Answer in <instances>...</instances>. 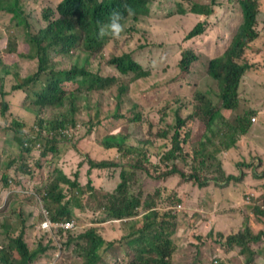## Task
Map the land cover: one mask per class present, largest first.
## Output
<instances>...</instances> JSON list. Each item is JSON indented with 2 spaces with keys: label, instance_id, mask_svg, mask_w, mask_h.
<instances>
[{
  "label": "trees",
  "instance_id": "16d2710c",
  "mask_svg": "<svg viewBox=\"0 0 264 264\" xmlns=\"http://www.w3.org/2000/svg\"><path fill=\"white\" fill-rule=\"evenodd\" d=\"M167 1L7 0L4 4V0H0V25L3 26V31L0 30V40L3 39L0 44V120L8 122L7 130L13 133L18 149L7 151L0 147V231L5 232L6 239L15 222L14 197L7 205L2 204L5 192L20 180L19 155L25 167L34 174L46 175L48 181L39 189L49 195H57L64 187L100 193L106 199V202L102 201V209L112 224L133 218L124 227L125 235L121 237L109 232L107 238L104 237L101 234L103 226L99 225L94 226L95 230L88 229L77 236L74 234L76 229L66 224L72 219L77 196L74 194L70 204L60 203L47 212L53 227L39 230L31 222L36 232L47 240H39L30 246L31 241L26 240L23 229L16 236L9 237L7 246L0 240V263L33 264L39 255L47 257L56 252L57 247L73 246L83 264H102V260L105 264H175V245L170 234L180 229L178 226L182 220L172 205L174 202L184 203V198L175 190L177 185L164 181L154 200L152 192L144 197L141 192L134 194L130 189L139 170L149 173L146 165L134 158L146 153L144 148L149 147L151 138L171 136L172 147L163 153L157 164V171L162 173L159 177L166 176L174 182L193 180L199 187H207L214 181L220 185L243 183L244 187L239 190L243 198L250 191L245 183L244 166L249 167L254 178L260 181L254 183L259 194L254 196L253 203L243 202L229 210L220 208L223 210L219 211L220 215L228 213L229 222L232 215L240 217L241 214L244 218L240 226H230L229 235L225 233L222 221L218 229L216 213L209 222L210 217L205 214V210H209L207 202L203 203L202 210L189 218L188 230L196 232L203 225L200 232H207L196 244L197 255H193L189 264L202 263L200 259L205 255L207 235L228 250L238 249L236 257L243 256L246 264H264V258L261 259L264 250V157L250 154L249 161L237 160L241 172L232 167L225 172L223 166L226 161L229 163V159L224 163L218 158L223 147L234 153L240 150L245 143L244 136L254 123L251 117L259 115V109L251 107L237 112L235 121H230L223 110H239L243 80L256 66L247 56L248 48L260 37V52L264 53V19L259 22V16H264V7L260 0H240L242 22L229 48L218 56L205 53L209 58L208 73L219 82L216 95L222 103L218 106L206 93L199 92L200 104L190 118L201 117L190 123L187 122L189 116L184 118L180 106L176 105L180 98L174 102L170 98L182 91L183 80L198 60V49L181 41L175 65L180 76L170 86L163 80L162 83L142 86L141 80L149 77L151 70L136 60L131 52L112 56L106 64V48L113 38L97 36L98 25L106 24L113 11L120 12L121 23L129 17L134 21L143 18L149 26L152 25L150 20L175 22L186 15L191 17L192 25L196 24L185 39L205 32L200 14H209L210 6H191L186 4L191 0H175V7L169 9ZM4 11L11 13L10 18L3 16ZM20 27L33 45V53L17 50L16 29ZM187 28V23L182 22L176 31L183 33ZM11 53L16 56L13 65L6 61V55ZM63 62L66 64L61 65ZM128 74H133V82L122 76ZM113 85L117 91L116 104L113 113L106 114L103 103L96 100L109 97ZM132 92H137V96L131 97ZM27 100L31 102L29 108H26ZM158 108L162 115L174 111L169 124H163L161 116L154 117L153 112L158 114ZM83 111L88 121L80 116ZM89 126H92L91 137L97 143L116 150V160L98 159L85 151L89 133L84 135L89 132ZM81 129L82 133L77 135ZM183 144L190 147L193 156L192 159L185 158L183 166H179L177 160L184 154ZM78 154L84 157L80 158ZM28 155L34 156V161L29 162ZM210 165H215V169L211 170ZM94 168L119 169V180L114 186H105L94 179ZM207 173L212 175H204ZM95 197L92 194L94 202L97 201ZM235 197L236 192L231 190L221 195L222 201L227 202ZM248 204H253L252 212L244 209L243 206ZM146 207L148 212L142 215ZM182 211L189 213L185 209ZM60 232L67 233L68 237L58 239ZM225 234L228 235L226 240ZM199 235L197 233L196 237ZM101 245H106L102 256L99 253ZM230 263L222 259L211 264Z\"/></svg>",
  "mask_w": 264,
  "mask_h": 264
},
{
  "label": "rangeland",
  "instance_id": "374dc122",
  "mask_svg": "<svg viewBox=\"0 0 264 264\" xmlns=\"http://www.w3.org/2000/svg\"><path fill=\"white\" fill-rule=\"evenodd\" d=\"M199 1L202 2V5H213L212 0ZM260 2L264 7V0H260ZM167 3L169 9L174 8L176 5L175 0H168ZM202 5H200V7ZM213 10L214 12L212 17H210L209 27L205 33L190 39L184 38L186 35L185 33L176 31L175 22L155 20L152 22V25L149 26L143 18L139 21H134L131 17H129L122 29V32H120L118 37L113 38L111 43L106 48V64H108V60L112 56L120 55L123 52H131L136 60L143 63L151 70L149 77L143 78L141 80L143 82L142 86L158 82L162 83V80L170 86L173 80L177 76H180L175 67L177 57L181 51L180 42L182 41V43L186 46L195 47L198 49L196 52L198 55V60L194 62L192 68L187 73V78L183 80V84L180 86L182 87V91H180L176 97L170 98V100L174 102L177 98H180V101L176 103L177 106H180V114L184 118L189 116L190 121L187 120V122H197L201 116L197 115L196 118L192 120L190 115L196 111L197 106L200 104L197 99L199 92L206 93L207 96L211 97L218 106L222 103L216 95V90L219 88V82L213 79L208 73L209 58L206 54L215 56L223 53L230 43L232 34L241 22V13L236 0H230L224 6H221L218 9L216 8V5H214ZM3 16H5V14H3ZM262 19H264V16L260 15L259 22ZM262 27V32L264 33V22ZM0 30L3 31L2 25H0ZM16 34L18 50L28 51L29 53L33 51V45L26 39L21 27L16 29ZM165 41L168 43L165 44ZM0 44H3V39L0 40ZM261 44L262 39L260 37L257 43L252 44L248 49L247 56L249 57V60L252 59L255 62L256 66L246 74L247 77H245L243 80V86L241 88V105L239 110H223V113L230 121H235V118L238 116L237 112L244 111L245 109H249L251 107L259 109L257 120L254 121L252 127L243 138L245 145L242 146L241 150L237 151L238 156H236L233 151V154L231 155L230 149L226 147H223L221 152L218 153L219 160L225 163V160L228 158L229 163L231 164L230 165L226 161V164L223 166L225 172L230 170L231 167L237 172H240L241 169H239L237 166V160L244 159L245 161H249L250 154L252 153L264 157V53L260 52ZM15 59V54H10L7 56V62L10 64H13ZM65 64L66 63L64 62L61 63V65ZM107 69L112 70L109 69L108 66ZM122 76H124L126 81L133 82V74ZM116 96L117 91L113 85L109 92V97H105L103 100H96V102L99 104L103 103L106 114H112L114 111L113 106L116 104ZM130 96L136 97L137 92H132ZM159 108L156 109L158 114L153 112L154 117L158 118L161 116L164 119L163 124H169L172 121L174 111L171 110L167 115H162ZM80 116L87 118L85 111H83ZM86 121H88V118ZM103 121H106V119L103 118ZM90 127L92 126H89V132L84 135L86 136L89 133L87 140H85V143L87 141L85 151L90 152L93 157L98 159L105 158L107 160H116L118 158V153L116 150L114 149V151L113 149L104 148L102 143H97L91 137ZM81 133L82 129L78 131L77 135H80ZM72 135H74V133H72ZM11 136V133L6 131V124L0 120V145H10L12 143ZM151 140L152 141L149 147L144 148L146 153L138 158H134L139 162L144 163L148 168L149 173L139 170L133 181L130 183V189L134 194H139L141 192L144 197L152 192L154 193V200L155 196L162 189L164 181L169 182L172 184V186L177 185L175 190H177L184 198V203L181 204V202H174V205L172 206L173 209L177 211V215L182 221H180L178 226L180 229L175 230V233L172 232L170 234V239L175 245V264H189L192 262L191 260L193 255H197L198 251L196 244L200 242V238L202 239V236L205 237L204 235L207 234V232H200V230L204 227L203 225L198 227L196 232L188 230L189 218H191L193 215H196L195 212H197L199 209L202 210L204 207L203 203L207 202L209 204V210H205V214L206 216L210 217L209 222H211L212 216H214V213H216L215 219L216 223L218 222V229L222 221V224L226 228L225 233L229 235L230 226H240L244 223V218L241 214L240 217L239 215L237 217L230 214L229 216L232 215V220L229 222V218L227 217L228 213L220 215L219 211H223L222 209H228L229 205L231 207L240 206L243 204V202H248L246 201L248 198L250 199L249 201L253 203L256 200L254 199V196L259 194L258 190L254 188V183H259L260 181L256 180L253 177L251 171H249L245 178L247 190L250 188L249 193L246 194V198H243V193L239 191L244 187L243 183L234 184L230 182L228 184L220 185L214 181L207 187H199L193 180H180L179 182L176 181L178 182V184H176L174 181H169L166 176L163 177L161 175L159 177V174L162 173L157 171V164L160 162L163 153L172 147L171 136L163 138H151ZM183 148L184 154L177 160V164L179 166H183L182 162L185 158L192 159L193 156V153H190V147L188 145L183 144ZM78 155L80 158L84 157L82 154ZM26 159L31 162L34 161L35 157L28 155ZM154 161L157 162L154 163ZM210 168L211 170H214L215 165H210ZM92 175L96 181L102 182V184L105 186H114L119 180V169L94 168ZM204 175L211 176L212 174L207 173ZM41 176L44 178L46 177L45 174H42ZM46 181L47 179L45 178L43 183H46ZM214 184L216 186H214ZM230 190L236 192V197L230 201V203H227V201H224V199L222 201L223 196L221 198V195L224 194V191L229 193ZM92 194H95L97 201L94 204L89 203V214L86 219L90 220L91 218H97L99 220L97 225L103 226V228H101V234H103V236L106 238L108 232L115 237H121L125 235L123 232L124 227L129 223L130 220H133V218L117 220L114 224H112L108 216L98 210L103 206L102 201L104 200V197L100 193ZM14 199L13 207L15 211V222L11 226L6 239L5 232L0 231V240L2 242L5 241L4 244L7 246L9 237L16 236L21 229L24 230L26 240L31 241L30 246L36 245L39 240H47L40 233H37L35 228L31 225V213L29 210L25 209V206H23L25 203L24 199L21 197L16 198V194ZM104 201L106 202V199ZM142 203L144 206H146L144 201H142ZM35 207L37 208V206ZM243 207H245V210L248 208L249 212L253 211V204H248L247 206ZM183 209L189 211V213L185 214L182 211ZM146 212H148L147 207L142 215H144ZM241 212L243 213L244 210L241 209ZM77 223L78 225L75 227L76 231H74V234L77 236L88 229H94V227H86V223H81L80 220ZM197 233H200L198 237H196ZM226 234L225 240L228 236ZM67 237V233L63 234L60 232L58 239L65 240ZM206 240L208 243L204 246L205 255H203V259H200L202 261L201 264H204L203 262L205 261L207 262L206 264L217 263V260L220 262L222 259L228 260L231 262L230 264H246L243 256L239 255L238 258L236 257L238 249L234 248L228 250L223 245L215 243L213 237L211 239L208 238V235L206 236ZM61 245L64 246L63 243H61ZM105 247L106 245H101L99 253L103 254ZM262 258H264V250L261 254V259ZM101 263L105 264V260H102ZM33 264H83V260H80L73 251V246H70L66 249L57 247V251L51 252L47 257L44 255H39Z\"/></svg>",
  "mask_w": 264,
  "mask_h": 264
},
{
  "label": "clouds",
  "instance_id": "9594fccd",
  "mask_svg": "<svg viewBox=\"0 0 264 264\" xmlns=\"http://www.w3.org/2000/svg\"><path fill=\"white\" fill-rule=\"evenodd\" d=\"M229 1L230 0H218V1L216 0L215 3H212L213 5H207V4L202 5V2H200L199 0H191L190 3H186V4L191 5V6L193 4H197L198 6L202 5L201 7L210 6L211 12L209 14H206V15L200 14V19L203 20V22H204L203 24L205 26V31H206L209 27L210 17H212V14L214 12L213 6L216 5V8L218 9L221 6H224ZM239 1L240 0H236L237 4L239 6V9H240L241 16H242V9L239 5ZM4 4H7V0H4ZM3 14H5V16L8 18H10V16H11V13H7L5 11ZM150 21L154 22L155 20H150ZM190 21H191L190 16L183 15L181 17V19L175 21V24H176L175 28L180 26V24L182 22H185V23H187L188 28L183 33L188 34L193 30L192 28L196 24L195 23L192 25V23ZM126 22L127 21L121 23L120 12L119 11H113L110 13L109 18H108V22L106 24H99L98 25L97 36L100 38H102L104 36H106L105 38H116L119 36L120 32H122V29L125 26ZM241 22H242V20H241ZM241 22H240V24H241ZM240 24L238 25V27L240 26ZM238 27L235 29L234 33L232 34L230 43L228 44L225 51L229 48ZM190 29H192V30H190ZM185 37H186V35H185ZM17 50H18V46H17ZM18 51H20V50H18ZM22 52H28V51H22ZM30 53H33V52L31 51ZM221 54H219V55H221ZM8 55H10V54H8ZM8 55H6V61H7ZM215 56H218V55H215ZM15 61H16V59H15ZM15 61H14V63H15ZM8 64H10V63H8ZM13 64H11V65H13ZM30 106H31V102L29 100H27L26 108H29ZM256 120H257L256 116L252 117V121H256ZM1 121L3 122V120H1ZM4 124H6V131L11 133V135H12L11 136L12 137V143L8 146L0 145V147H3L7 151H11L12 149L18 151V149L16 147V143L13 139V133L11 131L7 130L8 122H6ZM241 148H240V150H241ZM232 154L233 153L231 152V155ZM234 154L236 156H238L237 152H235ZM252 154H254V153H252ZM19 163L21 164V169L19 172L20 180L18 181V183L16 185H14L11 189H9L7 192H5L4 198H3L4 202L2 205H7L8 203H10L12 198L15 197V194H16V198H18V197L23 198L25 201L23 206H25V209L29 210V212L31 213V220L34 223L35 228L42 230V229H47V228H51L54 226V223L51 221V219H49L47 217V215H46L47 212H49V210L54 209L60 203H66V204L69 203L70 204L72 202V199H73L72 195L75 194L77 196L75 197L76 203L73 206L72 219L69 222H67L66 224H68L69 226H73L74 228L78 225L77 222L79 220L81 223H86V227H94L95 225L98 224L99 220L97 218H95V219L91 218L90 220L86 219V217H88V214H89V207H88L89 203H91V204L95 203L91 199L92 198L91 192L86 191V190H83V192L82 191L79 192L75 189H71L69 187H64V189L59 191V193L57 195H49L45 190L39 189L42 184H45V183H43L44 179L46 178L48 181V178L47 177L44 178L41 175L34 174L30 168L25 167L24 162H23L22 158L20 157V155H19ZM237 166L242 171L241 166H239V165H237ZM244 170L246 172L245 178L248 175L249 171H251V173H252V170L247 166H244ZM24 172H26V173H24ZM252 175H253V173H252ZM253 177H254V175H253ZM47 181H46V183H47ZM214 186H216V185L214 184ZM249 200L250 199H247L246 201L250 202ZM227 203H230V202H227ZM35 206H37V208ZM228 208H232V207L229 205ZM98 210L103 212L105 215H107L105 213V211H103L104 209L99 208ZM109 219L111 220V218H109ZM1 247L2 246L0 245V248ZM100 255L102 256L101 253H100Z\"/></svg>",
  "mask_w": 264,
  "mask_h": 264
},
{
  "label": "built area",
  "instance_id": "2783aa9c",
  "mask_svg": "<svg viewBox=\"0 0 264 264\" xmlns=\"http://www.w3.org/2000/svg\"><path fill=\"white\" fill-rule=\"evenodd\" d=\"M249 199V198H248Z\"/></svg>",
  "mask_w": 264,
  "mask_h": 264
}]
</instances>
